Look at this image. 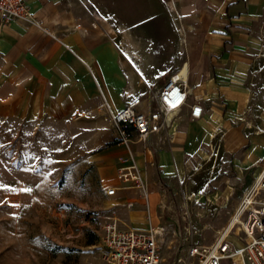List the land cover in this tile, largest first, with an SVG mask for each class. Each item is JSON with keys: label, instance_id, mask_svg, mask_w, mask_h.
<instances>
[{"label": "crops", "instance_id": "1", "mask_svg": "<svg viewBox=\"0 0 264 264\" xmlns=\"http://www.w3.org/2000/svg\"><path fill=\"white\" fill-rule=\"evenodd\" d=\"M27 3L49 33L0 18V133L50 125L73 113H105V102L112 113L119 112L126 93L136 96L139 91L137 68L109 38L123 33L139 38L141 31L159 27L161 35L175 36L177 47L181 37L189 39L186 47H176L172 64L162 63L161 68L173 73L188 69V102L200 103L204 114L192 120L186 106L171 115L152 137V148L120 143L114 131V140L94 158L99 187L121 186L118 168L132 152L150 199L146 207L136 190L120 188L115 195H104L107 206H118L108 217L132 229L154 226L153 212L161 225L165 213L179 222L177 203L182 213L190 199L179 200L181 182L200 203L198 208L230 201L236 206L264 167V0ZM133 46L142 54L138 43ZM143 61L140 71L149 68Z\"/></svg>", "mask_w": 264, "mask_h": 264}, {"label": "rangeland", "instance_id": "2", "mask_svg": "<svg viewBox=\"0 0 264 264\" xmlns=\"http://www.w3.org/2000/svg\"><path fill=\"white\" fill-rule=\"evenodd\" d=\"M161 32L157 27L141 31L139 38L124 33L109 38L120 46L123 59L137 68L130 67L137 77V97L147 92V84L159 87L174 72L161 65L172 64L177 56L176 38ZM188 40L181 37L177 48L181 43L186 47ZM134 42L143 50V64L149 65L143 71L139 70L141 61L134 57ZM179 72L188 78L187 68ZM103 108L105 113H73L50 125L0 133V264H106L98 225L118 206L105 204L104 195L111 185L105 183L101 190L95 176L94 158L108 140H114L111 106L105 102ZM181 184L184 191L179 187L176 193L180 201L190 197L188 208L180 213L177 203L178 225L171 214L163 215V225L170 231L162 246L163 264H173V258L187 248L185 238L212 244L234 209L232 201L198 208L193 194L186 193V182ZM167 190L174 194L175 190ZM153 219L154 226L161 225L154 212Z\"/></svg>", "mask_w": 264, "mask_h": 264}, {"label": "built area", "instance_id": "3", "mask_svg": "<svg viewBox=\"0 0 264 264\" xmlns=\"http://www.w3.org/2000/svg\"><path fill=\"white\" fill-rule=\"evenodd\" d=\"M0 18L4 22L23 21L49 33L34 17L27 0H0ZM147 88V92L138 97L127 93L125 106L119 112H111L110 121L118 142L140 143L152 148V137L167 126L171 115L186 106H189L188 115L192 120L204 114L200 103L189 104L188 78L181 77L179 71L163 85L151 88L147 84ZM124 162L117 172L121 186L110 187L107 195H115L120 188H130L138 192L144 206H149L147 183L132 152ZM128 206L132 207L133 203ZM104 218L98 229L106 264H163L162 246L170 233L167 226L132 229L122 225L116 217ZM239 228L243 236L237 232ZM184 240L188 246L173 258V264H264V167L244 191L212 244Z\"/></svg>", "mask_w": 264, "mask_h": 264}, {"label": "bare ground", "instance_id": "4", "mask_svg": "<svg viewBox=\"0 0 264 264\" xmlns=\"http://www.w3.org/2000/svg\"><path fill=\"white\" fill-rule=\"evenodd\" d=\"M134 55L136 56L137 59H139L140 61H143L142 54L139 52L137 48H135L134 50ZM239 234L243 236V231L240 228H239Z\"/></svg>", "mask_w": 264, "mask_h": 264}, {"label": "trees", "instance_id": "5", "mask_svg": "<svg viewBox=\"0 0 264 264\" xmlns=\"http://www.w3.org/2000/svg\"><path fill=\"white\" fill-rule=\"evenodd\" d=\"M116 142L114 141V143H112V144H115Z\"/></svg>", "mask_w": 264, "mask_h": 264}]
</instances>
